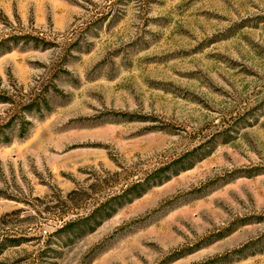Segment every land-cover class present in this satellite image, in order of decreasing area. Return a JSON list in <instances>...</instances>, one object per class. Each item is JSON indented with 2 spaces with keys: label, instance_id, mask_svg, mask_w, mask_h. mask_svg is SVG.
Returning a JSON list of instances; mask_svg holds the SVG:
<instances>
[{
  "label": "rangeland",
  "instance_id": "rangeland-1",
  "mask_svg": "<svg viewBox=\"0 0 264 264\" xmlns=\"http://www.w3.org/2000/svg\"><path fill=\"white\" fill-rule=\"evenodd\" d=\"M15 88L50 110L0 144L11 238L53 232L32 205L91 171L202 150L94 232L0 264H264V0H0V91Z\"/></svg>",
  "mask_w": 264,
  "mask_h": 264
},
{
  "label": "trees",
  "instance_id": "trees-1",
  "mask_svg": "<svg viewBox=\"0 0 264 264\" xmlns=\"http://www.w3.org/2000/svg\"><path fill=\"white\" fill-rule=\"evenodd\" d=\"M21 39L44 48L50 46L45 39L32 35H21ZM0 104L8 107L5 116L0 119V144H10L12 142L10 132L14 130H17L19 138L24 139L31 126L28 116L35 114L43 116L44 112L50 110L46 91L39 89L30 92L16 88L14 92L2 90ZM201 150L202 146L171 161L163 160L154 167L119 165V170L114 173L107 170L91 171L90 177L83 184H77L76 188L67 195L57 192L50 197V200L36 199L32 206L40 226H51L54 231L46 232L45 236L40 231L39 238H27L25 235L11 238L6 229L12 227V223L4 222L1 225L4 229H0L2 233L0 254L8 247H20L38 240V242L43 241L39 254L46 255L55 252L51 247L55 239L67 237L71 243V236L83 237L94 232L105 220L111 218L118 208L141 198L153 187L164 184L180 169L192 168L191 157ZM19 213L18 211L15 215ZM242 251L243 249L240 250Z\"/></svg>",
  "mask_w": 264,
  "mask_h": 264
}]
</instances>
